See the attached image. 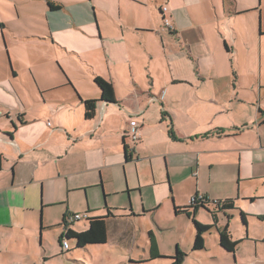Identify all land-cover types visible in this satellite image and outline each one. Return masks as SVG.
Masks as SVG:
<instances>
[{
  "label": "crops",
  "instance_id": "0c3cea01",
  "mask_svg": "<svg viewBox=\"0 0 264 264\" xmlns=\"http://www.w3.org/2000/svg\"><path fill=\"white\" fill-rule=\"evenodd\" d=\"M6 2L9 21L1 23L2 37L9 32L0 41V231L9 233V251L20 239H33L39 212L42 231V212L66 189L88 192L118 181L116 168L135 155H149L156 135L163 137L160 142L182 146L156 155H185L189 175L202 166L203 159H195L200 149L211 167L220 161L236 164L239 187L240 177L249 183L236 198L219 199H234L236 209L228 217L217 212L215 218L218 227L228 224L240 243L234 253L224 250L213 229L218 247L212 253L217 262L211 264H240L241 244L262 248L264 228L258 234L248 219V232L241 212L264 220L259 217L264 201H258L264 199V0ZM50 2L60 8L52 10ZM163 6L174 28L165 25ZM246 62L248 68L242 69ZM245 72L251 75L243 84ZM97 76L112 83L116 103L101 100ZM88 99L97 100L92 119L85 118L83 100ZM186 101L193 105L184 107ZM238 111L248 118L237 120ZM132 116L141 123V138L127 151L131 143L125 132ZM170 167L168 162L176 189L177 175ZM167 183L168 175L160 194ZM184 206L174 204L175 214H185L176 212ZM208 212L205 224L214 222ZM137 215L132 210L128 217ZM230 220L246 232L234 237ZM112 224L121 236L127 233L125 224Z\"/></svg>",
  "mask_w": 264,
  "mask_h": 264
},
{
  "label": "rangeland",
  "instance_id": "374dc122",
  "mask_svg": "<svg viewBox=\"0 0 264 264\" xmlns=\"http://www.w3.org/2000/svg\"><path fill=\"white\" fill-rule=\"evenodd\" d=\"M9 12L7 2L0 0V41L2 44L4 38L6 40V37H8L9 31H6L2 37L1 23L9 21ZM244 19L245 23H248V16ZM252 24H254L253 20ZM262 61L264 66V57ZM247 65L248 62L244 63L242 69H247ZM57 67H59L58 64ZM78 72L80 75V70ZM242 74H244L242 71L237 73V75ZM245 74L247 77L244 76L241 79L243 84L248 82V77L251 75H247L246 72ZM254 85L257 86L256 83ZM190 105H193V102L186 101L183 103L184 107ZM236 118L237 120L247 119L248 116L245 111H238ZM190 131L191 129L188 127L185 128V132ZM155 138L157 143L155 142L146 151L149 155H143L142 157L135 155L132 162L116 168L115 173H117L116 179L118 181L104 183L103 189L101 187H91L88 192L66 189L62 199H60L62 201L59 200L54 206L46 207L42 212V231L40 229L41 213L39 212V230L31 241L20 239L12 248L13 251H9L6 246L9 233L0 231V241L3 243L0 246V264H169L171 261L169 257L176 253L177 248L186 254V260L183 264L216 263L217 259L212 257L213 251L218 247L216 230H212L206 235V245L211 249L209 250L210 253L204 252L203 255H197V252L192 249L195 236L193 220L186 214H175L174 204L177 206L188 205L196 195L209 197L211 200H219L220 198H226V196L236 198L239 195V188L243 190V187H248L249 183L243 177H240L241 187H239V181L236 177V164L232 165L220 161L211 167L206 162V156L202 154L203 152L200 149L195 153V159L198 162L199 157H201L203 159L202 166H194V174L190 172L189 175V172H186V168L183 166L189 161L185 155H168L167 158L156 155L158 152H174L181 145L176 143L169 145V143L160 142L164 140L161 135L160 137L156 135ZM211 157H216V154L211 155ZM168 162L171 164L170 169L172 172L177 175L174 181L176 189H174L170 179ZM167 175L169 183L166 184V190H163V193L160 194V189H162L160 186L167 181ZM160 176L163 177V181L158 180ZM167 186L172 190V193L169 189L167 191ZM258 201L261 202L264 199ZM208 207L213 208L214 204L209 203ZM108 209L116 217L109 219L114 218L109 222L107 243L89 244L78 248L75 239L67 238L70 244L68 248L70 249L62 248L61 244L63 243L61 242H63L66 233L63 226V216L66 213H87L89 216L90 214L103 216L107 215ZM132 210L141 215L128 217ZM207 212L204 208L200 209L197 220L202 223L210 221L211 218L209 212ZM248 219L251 221L250 229L257 230L260 234L264 228V220H260L258 217L252 220V218L247 217V222ZM113 221L121 225L125 224L127 233L121 236L112 224ZM87 223L88 219H81L79 222H75L72 228L76 227L83 230ZM230 230L234 237L237 236L238 232H246L240 223L236 224L234 220H230ZM150 231L155 235L160 251L165 256L153 261L147 260L149 257ZM247 231L249 232V222ZM1 237H4L3 241ZM207 247L205 246V249ZM248 247V244L243 246L241 244L236 253L237 256L242 255V251L244 252L243 261L240 264H264V244L258 250ZM206 255L211 258L206 257Z\"/></svg>",
  "mask_w": 264,
  "mask_h": 264
},
{
  "label": "trees",
  "instance_id": "16d2710c",
  "mask_svg": "<svg viewBox=\"0 0 264 264\" xmlns=\"http://www.w3.org/2000/svg\"><path fill=\"white\" fill-rule=\"evenodd\" d=\"M49 6L52 10L59 9V5H55L53 3H49ZM97 86L101 91V100L107 103H116L114 87L112 83L102 77H95L94 79ZM84 110H85V118L92 119L96 115V104L97 100L88 99L83 100ZM128 151V146H126ZM129 157V155H128ZM199 195L194 196L190 203L184 207H176L177 213H185L193 220V224L195 227V237L192 245V249L194 251H199L205 249V235L216 229L218 232V241L219 245L226 251L234 253L240 243V240H234L230 234L229 226L226 224L223 227L217 226V220L215 218V214L223 213L227 215L228 213L234 209L235 202L234 199H225V200H213L210 201L207 197L204 196L203 201H197V197ZM213 203L214 207L212 210H209L208 204ZM199 208H205L212 214L214 218V222L212 224H205L197 220L196 213ZM67 215V214H66ZM66 215L64 217H66ZM113 216L111 210H108V214L105 216H94L88 217L89 225L85 230L82 231H74L72 229L69 230L67 234H65V238L75 239L76 247L81 248L85 247L89 244H104L108 241V233H107V219ZM261 219H264V216H259ZM65 219V218H64ZM241 219L244 225H247V215L244 212H241ZM150 237V251H149V260L163 258L164 255L161 254L155 235L152 231L149 232ZM186 254L182 252L179 248L176 249V253L173 256H170L171 264H183L185 260Z\"/></svg>",
  "mask_w": 264,
  "mask_h": 264
},
{
  "label": "built area",
  "instance_id": "2783aa9c",
  "mask_svg": "<svg viewBox=\"0 0 264 264\" xmlns=\"http://www.w3.org/2000/svg\"><path fill=\"white\" fill-rule=\"evenodd\" d=\"M167 11H168V7L163 6L161 8L163 21H164V23H165V25L167 27L174 28L171 20L166 15ZM140 126H141V123L138 122L137 117H135V116L133 117L132 116V117L129 118V127H128V129L125 132V137L131 143V145L128 146V149L134 150L135 145L140 141V138H141ZM196 200L197 201H203L204 200V196L199 195ZM81 219H88L87 213L86 214L85 213H74V214L67 213V215H66V217L64 219V223H63V226H64V228L66 230L65 234H67L69 232V230L71 229L72 225L76 221H79ZM62 243H63L62 244V248L70 247V244H69V242L67 241L66 238H64ZM68 249H70V248H68ZM66 251H68V250H66Z\"/></svg>",
  "mask_w": 264,
  "mask_h": 264
}]
</instances>
